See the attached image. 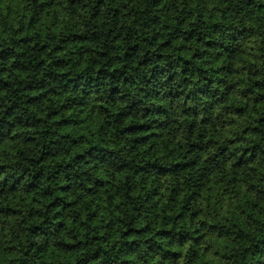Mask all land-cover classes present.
Wrapping results in <instances>:
<instances>
[{
    "label": "trees",
    "instance_id": "16d2710c",
    "mask_svg": "<svg viewBox=\"0 0 264 264\" xmlns=\"http://www.w3.org/2000/svg\"><path fill=\"white\" fill-rule=\"evenodd\" d=\"M0 264H264V0H0Z\"/></svg>",
    "mask_w": 264,
    "mask_h": 264
}]
</instances>
